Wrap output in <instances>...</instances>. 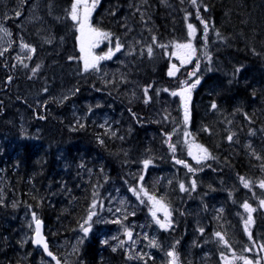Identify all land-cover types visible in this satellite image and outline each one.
<instances>
[{"label":"trees","instance_id":"1","mask_svg":"<svg viewBox=\"0 0 264 264\" xmlns=\"http://www.w3.org/2000/svg\"><path fill=\"white\" fill-rule=\"evenodd\" d=\"M14 1L10 4H15ZM72 1L40 0L42 19L39 22L25 25L20 31L11 24L14 32L19 31V38L35 48V52L30 53L31 59L18 60L14 47L0 55V264L22 262L15 249L33 250L30 243L22 244L18 238L21 213L34 212L49 228L73 234L78 231L93 200L100 199L107 190L110 179L151 190L153 184L148 175L155 171L149 170L147 175L143 171L142 181L140 172L132 174L135 167L142 165L140 160L146 147L158 148L162 153L163 158L153 157L150 164L154 170L156 166L159 168L158 175L160 170L169 173L173 169L188 189L195 181L192 193L179 189L171 192L172 186L178 184L176 180H172L169 188L158 180L156 190L146 189L155 196L165 191L167 202L172 200L174 207H180L178 216L191 212L195 205L201 210L208 229L213 231L212 240L207 238L209 248L205 260L191 264L225 263L220 254L225 257L229 251L235 254L234 264H243L239 257H247L253 264L261 260L264 264V250L260 248L264 245V207L260 206L264 188L259 187V182L264 180V0H196V4L191 0H148L147 14L144 13L141 20L148 21L150 32L141 22L138 25L143 39L151 44L153 54L149 57L144 48L133 57L139 98H129L126 86L118 87L119 83L97 77L91 70L83 73L77 32L68 15ZM130 2L132 0H101L95 22L103 30H117L127 19L124 11ZM26 7L22 5V10ZM129 17L138 22L139 16L130 14ZM202 20L208 25L207 33ZM189 24L195 29L191 41L196 55L186 65L173 60L179 71L169 76L170 64H173L157 43L165 44L175 35L186 37ZM49 30L57 36H65L61 49L56 46L57 40L48 42ZM153 36L156 43L152 42ZM37 65L39 68L33 74L32 69ZM193 71L196 75L189 76ZM196 79L200 82L191 92L189 122L185 125L184 117L172 123L162 120L164 107L161 105L165 103L167 89L180 88L181 81L195 82ZM70 84L74 85V96L59 104L47 97L55 89ZM142 87L147 89V103L145 93L140 90ZM86 95H97L108 104L101 110L110 111L114 106L115 110L123 111L127 122L124 130H120L122 141L110 140L105 129L94 123L84 127L70 125L71 120L65 117L68 107ZM168 99L172 102L174 98ZM213 103L216 109L211 107ZM172 111L180 115V111ZM22 127L23 133L19 131ZM153 132L159 133L157 138L152 136ZM185 132L207 148L212 158L199 164L195 162L187 154L188 146L182 138ZM35 133L40 135L37 137ZM229 135L232 140L228 139ZM166 140L176 146L175 162L185 161L196 171L188 173L184 164L171 165L170 160L166 161L165 155L171 154L163 148L168 145ZM117 144L127 156L120 154ZM63 153V162L68 163L60 173ZM81 153L92 159L94 165V175L85 177V181L77 175L76 158ZM129 159H137V162ZM102 169L108 172L106 181H102ZM240 177L251 182L249 188L243 186ZM60 180H66L63 187L75 194L72 199L57 198L61 193ZM209 197L211 200L219 197L223 210L219 217L210 212ZM141 199L144 203L141 202L140 213H145L150 203L142 193ZM245 202L255 209L250 225L251 240L242 232L240 224L248 218L243 207ZM64 203L66 205L60 207ZM235 209L239 211L236 217L232 213ZM130 216L131 213L128 218ZM216 232L225 235L230 248L219 244ZM168 235L167 230L157 235L160 246L150 253L149 264H169ZM88 246H94L93 252ZM245 248L252 250L244 251ZM175 251L178 264H190L181 247H176ZM81 256L90 259L92 264L100 260L105 264H125L130 260L122 249L113 253L99 250L97 239L83 246Z\"/></svg>","mask_w":264,"mask_h":264},{"label":"rangeland","instance_id":"2","mask_svg":"<svg viewBox=\"0 0 264 264\" xmlns=\"http://www.w3.org/2000/svg\"><path fill=\"white\" fill-rule=\"evenodd\" d=\"M10 1L11 0H0V27L6 29L7 32L9 33L6 35L3 31H0V52H5V49L8 50L14 47L16 49L15 50L16 54L18 55L16 57H20L21 59H28V56H26L30 54L28 50L26 49L21 50L20 48L21 41L23 40L19 38V31L22 30L25 25L36 24L42 19V15H40L41 13L40 8H39L40 6H38L40 0H29V2H26V0H15V1L12 0L14 1L15 4H10ZM100 2L101 0H99V3L96 5L95 9L92 11L91 17L89 18V24L94 29H98L102 32L111 33L112 36L109 37V39L99 40V41L94 39V41H90V38H93V37H91L87 33V31L85 32L83 36H81V33L78 31V25L71 20L77 32L76 38L78 39V37H80V39L77 40L80 46L79 48L81 49L82 42L86 48V53L82 54L81 63L84 65V56L88 52L91 53L92 57H95V56H102L105 53H107L110 47L115 49L116 38H119L120 43L123 45L121 50L119 52H114L111 59L99 61L98 71L95 69H89V70L95 73L97 77L107 78L110 80V82L119 83L118 87L126 86L130 91L129 98L131 97L134 98L135 96L139 98L138 97L139 92H137L139 86L134 77V72H133L135 71L133 67V63H135V59H133V57L135 55L140 54V52L144 48L147 49L148 46H151L150 43H148L146 40L143 39L144 35L142 33L141 26L138 25V23L141 22L140 24H144V26L148 29V31L150 30L148 21L144 20V23H143V21L141 20L142 18H144V13L147 14L146 5L148 4V0H132V2H130L129 5L127 4L128 6L125 8V11H124L127 19L125 20V22L121 23V25L118 27L117 30H115L116 32L115 31L110 32V31L103 30L95 22L94 16H95L96 10L99 8ZM72 3L73 1L71 2L69 6V12L71 11ZM22 5L27 6L25 10H22ZM17 11L20 12L19 16L16 15ZM130 14L139 16L137 17L138 19L137 23L131 17H129ZM18 19L20 20V22L16 21ZM12 23L15 24L16 28L19 29V31L17 30L16 32L13 31V28L11 25ZM47 34H48L50 42L57 40L56 46L60 47L59 49L63 47L64 45L63 41L65 40V36H59V35L57 36L54 32H52V30H49ZM192 38L193 36L189 37V35H187L186 37H183V36L180 37L179 35H175L172 38H169L167 43L165 44L157 43V44H159V46L160 45L166 46V47H163L165 54L167 53V55L170 57L169 61L172 64L176 65V63H173V60L175 62H178L179 64H181V61L180 59H178L177 56L171 55L172 51H179L175 49L174 45L175 44H186L189 41H191ZM156 42L157 40L155 41V43ZM24 43H27V42H24ZM191 43L193 45L192 41ZM90 44H93L92 47H89ZM83 71H84L83 72L84 74H87L88 72L85 70ZM136 71L139 72L138 69ZM179 87L180 88L177 87V88L167 89L168 93L167 95L164 96L165 103L161 105V108L164 107L163 108L164 115H162V120L166 119L168 123H172L176 119L183 120L182 117H184L182 114L183 107L181 106L182 101H181L180 96L178 95L173 96L171 94L174 91H179L181 87H183V85L181 84ZM140 90L142 91V93H145V90L143 87ZM74 93H75V88L73 84L63 85L61 88H57L54 91H52V93L48 94L47 97L53 98L57 102V104H59L62 101L66 100L65 97L69 98V97L74 96ZM168 98H174V99L172 102H169ZM107 106L108 104L104 103L103 99H101L97 95L93 97H88V95H86V97H81L80 100L73 101L70 107H68V111L65 117L71 120L70 125L73 127L77 125H80V126L83 125L84 127V126L94 123L97 126L105 129L106 133L109 135L110 140L120 142L123 139V137L121 136L120 130H124L125 122H127V117L123 114V111L115 110L114 106H113V109L110 111L101 110L102 107H107ZM172 110L180 111V115L176 114V112H173ZM122 116L123 118H121ZM19 131L23 133V127ZM35 134L37 135V137L40 135L39 133H35ZM151 134L152 136L154 134V138H157L159 133L153 132ZM182 138L185 141L186 145L187 146L192 145L193 149L195 148L194 147L195 145H200L196 141H194L191 133L189 136L186 137L184 135ZM169 143L170 142H168V148L166 145L162 144L164 150L166 151L169 150ZM116 148L119 150L120 154L127 156L125 153H123V148L120 147L119 144L116 145ZM152 150L153 149H151V147H146V153L145 154L143 153L144 155H142V159L140 160V162H142V165L136 167V169L140 171L141 173L140 175L144 174V172L142 173L143 170L145 171L146 175L148 174L149 170L155 171L153 174L150 175L151 182L153 184L152 189L150 190L146 188L150 191H154L157 189L156 185L159 183L158 180L161 179V177H159L158 175L156 176V170H159L157 166H156V169L154 170L152 167H150V165L147 167V169H145L143 165L144 160L150 159L151 161H153V157L156 160H159L158 156L154 155ZM195 150L197 151V154H198V150L196 148ZM170 153L171 154L165 155L166 161L170 160V155L173 156V152L171 151ZM78 155L76 158V168H78V170L76 169L77 175H79L81 180L85 181V177L90 178L94 175V165H92L91 163L92 159L87 158L84 153H81L79 156ZM129 160H132L130 161L132 163L137 162V159L136 160L129 159ZM100 167L102 166L100 165ZM100 173L102 174L101 176L102 181H106V179H108V172L105 169H102ZM133 175H135V168L133 169ZM167 176L169 177L167 178L166 176L162 177L163 180L165 179L163 181L165 186L167 185L168 182H170L171 176L174 177V180L178 181V184H174L172 186L171 188L172 190L174 189L180 190L181 183L185 185V183L182 180H180L174 173H169ZM110 180L111 182L109 183L107 190L104 193H102V197L100 199H94L98 204V207L95 209L97 215L94 216L92 221L90 222L91 228H90L88 235L85 237L83 231L82 233H79L77 235V238L71 243L72 244V248L70 249L71 255L73 256L74 254L78 255L77 251L76 252L73 251V248L75 247L76 249H79L81 245L86 242V239L87 241H89L91 240L92 236H94L98 240L97 245H98L99 250L103 251L105 249L104 245H106L110 240H112L114 242V246L112 247V249L115 248L117 249L116 251L122 249L124 250V252L127 254L128 257L130 256L132 257L130 258L129 264H141L140 263L141 256L143 257L142 259H145L147 256L150 255L152 251L158 248V247H151L149 244V241L152 239H155L156 242L160 244V242L158 241L159 239H157V235H158L157 229H154V232L152 231V228H154L157 224L154 222L152 215L149 211L151 205L147 209V212L149 213V215L145 217V219H148L149 224L145 226V223H143L142 226L139 225L138 227H136V225L138 224L137 221L132 220L131 222H129V220L131 219L128 218V214L131 213V215L136 216L135 214H139V212H141V200H142L141 196L138 199L137 195H135L132 191L129 190L130 188H133V187L123 185L119 181L117 182L116 179L114 178ZM185 188L187 189L186 191H184L185 193H187L188 190H190L189 191L190 193L193 192L192 185L190 189H188L186 185H185ZM156 197L157 199L163 198L164 202L167 203L168 205V202L166 201L167 194L165 191H161V194ZM207 199L211 201L210 197ZM219 203H220V200L218 197L213 201L212 206H211V211H210V212H213L212 215L214 213L217 215L219 214L218 217L223 212ZM101 204H102V207L99 206ZM65 205L66 204L64 203L60 205V207L65 206ZM206 205L209 206L210 204L206 202ZM118 208L121 209V211L117 212L116 209ZM195 209L197 210V213L201 212L197 207H195ZM232 213L236 217L237 214H239V211L238 209H235V212L232 211ZM157 214H161V213H157ZM87 216H88V213L83 219L81 224L84 223ZM149 216H151V221H150ZM118 219L121 221V223L113 222ZM18 220L20 221V224H21V226H18V229H19L18 238H20L21 243H24L31 239V235L33 233V226L31 224V218L28 212H26V213H21L19 215ZM227 221L229 223V219H227ZM240 224L242 226V232L248 235L244 231L245 221L244 220L241 221ZM156 227L159 228L158 225ZM125 228L129 229L132 232L131 241L125 239L126 238V235L124 233ZM144 228L147 230L144 231L143 230ZM80 231H81V227H80ZM145 236H147L148 239H145ZM80 240H82L83 242L78 243ZM103 241H107V243H103ZM121 241H124V244L122 247L119 246ZM133 241L135 243H133ZM219 244L221 243L219 242ZM142 247L146 249L147 251L145 254L141 250ZM23 250L25 249L23 248ZM229 254L226 255L225 257H227L228 260L231 261V264H234L235 258L232 255L231 251H229ZM221 256L222 255L220 254V257ZM169 260L170 258L168 257V261ZM221 260L223 261L222 257H221ZM142 264H149V263H147V261L144 260L142 261ZM220 264H225V263L220 262Z\"/></svg>","mask_w":264,"mask_h":264},{"label":"snow or ice","instance_id":"3","mask_svg":"<svg viewBox=\"0 0 264 264\" xmlns=\"http://www.w3.org/2000/svg\"><path fill=\"white\" fill-rule=\"evenodd\" d=\"M191 2L193 4H196V0H191ZM98 3H99V0H73V3L71 5V11L68 13L71 20L78 25V31L81 33V36H83L85 34V32L87 31V33L97 41L106 40L112 36L111 33L102 32L98 29H94L89 24V18L91 17V13L95 9V7ZM16 15L19 16L20 12L17 11ZM201 23H204V31H205V33H207V31H208L207 23H205L203 20L201 21ZM188 28H189V37H192L195 33V29L193 28V26L191 24L188 25ZM0 31H3L6 35L9 34L7 32V30L2 28V27H0ZM217 35H219V33ZM78 39H80V37H78ZM155 41H156V37L153 36V42L155 43ZM48 42H50V41H48ZM91 46L92 45H89V47H91ZM122 47H123V45L120 43L119 38H116L115 49L110 47L108 52L105 53L104 55L92 57L91 53L88 52L84 56V70L88 71L89 69H95L98 71L99 70V68H98L99 61L111 59L114 52H119ZM160 47H166V46L160 45ZM174 47H175V49H177L179 51H172L171 55L177 56L178 59H180L182 65L190 63L193 56L196 55V49L193 47L191 41H189L186 44H175ZM20 48H21V50H25V49L28 50L29 53L35 52V48H33L31 45H29L27 43H24L23 41H21ZM6 50L7 49H5V51ZM80 50H81L82 54L86 53V48H85L83 42L81 43V49ZM147 52H148L149 56H151L153 54V49L151 46H148ZM0 55H3V53L0 52ZM205 55L207 56L208 59H210L209 54L205 53ZM28 58L31 59V56L29 55ZM17 59L20 60L19 57H17ZM70 59H71V57H70ZM196 65H197V70H198L199 69V61L198 60L196 62ZM24 67H27V65L25 64ZM38 68H39V65H37L35 68L32 69L33 74L36 73ZM178 71H179V69L177 68V66L175 64H173V65H171V67L168 71V75L169 76H175ZM237 71H239V69H237ZM194 75H196L195 71L189 73V76H194ZM9 80H11V77H9ZM199 82H200L199 79H196L195 82L181 81V84L183 85V87H181V89L179 91H174L171 93L173 96H177V95L180 96L181 101L183 102V108H184V118L183 119H184L185 125L189 122V119H190L189 102L191 100V92H192V89H194ZM45 91H47V89H45ZM145 95H146L145 103H147L148 102V100H147V89H145ZM65 99H67V97H65ZM211 107L213 109H216L217 105L215 103H213ZM81 127H83V125H81ZM189 135H190V133L185 132L186 137ZM232 138H233L232 135L228 136L229 140H232ZM169 140H170V137H169ZM100 142L103 143V141H100ZM165 142L168 143V140H166ZM194 147L198 150V154H194L192 145L189 146V153L188 154L190 156H192L193 159H195L198 164L203 160H207V159L212 158L210 156L207 148H204L202 145H195ZM169 149H170V151H172L174 153L176 150V146L169 143ZM151 163H152V161L150 159L144 160L143 161L144 168L147 169V167ZM176 163L177 164H184V166L187 167L190 172L196 171V169H193L191 166L186 164L185 161L176 160ZM140 179H141V181L144 179L143 175L140 176ZM240 180L243 183V186L245 188L250 187V184H251L250 181H248L244 177H240ZM195 187H196L195 181H192V188L194 189ZM259 187L264 188V180H261L259 182ZM129 190L132 191L135 195H137L138 199L140 198L141 193L143 194V196L147 197V201L151 205L149 211L152 215L154 222L159 226V228L164 229V230H168L172 226V220H171L172 213L169 210L167 203L164 202L163 198L157 199V197L155 195L149 194L147 192V190L143 188L142 185L139 187V189L130 188ZM180 190L181 191L187 190L183 183L180 184ZM94 195H95V193H94ZM141 202L144 203L143 200H141ZM99 206L102 207V204ZM260 206L264 207V200H260ZM97 207H98L97 202L95 200H93L92 204L90 205V210L88 212V216H87L86 220L84 221V223L81 224V226H80L85 237L88 235V233L90 231V228H91L90 222L92 221L93 217L97 215V213L95 211V209ZM243 207L248 212V218L245 221L244 231L248 234L249 240H251L252 235H251V232L249 229H250V225L253 223L252 213L255 211V209L251 208V206L247 202H245L243 204ZM116 211L119 212V211H121V209L118 208V209H116ZM157 213H163V219L159 218ZM125 219H126V217H125ZM33 220L35 222V238L32 240V243L36 244V245H42L44 252L47 253V255L49 257H51V259L53 261H55V264H61V261L55 255H53V253L49 250L48 244L45 241L43 235L41 234V221L36 217L35 213H33ZM113 222L114 223H121V221L119 219L115 220ZM200 231L203 232V229L201 228ZM124 233H125L126 237L128 238V240H132V232L129 229L125 228ZM214 235L218 238L220 243H222L225 247L230 248L228 241L225 239V235H223L220 232H216ZM145 239H148V237L145 236ZM82 242L83 241L80 240L78 243H82ZM103 243H107V241H103ZM133 243H135V242L133 241ZM123 244H124V241H121L119 246L122 247ZM149 244L151 247H159L160 246L156 242L155 239L150 240ZM253 247H255V245H253ZM260 248L262 250H264V245H260ZM115 250L116 249L114 248L113 251H115ZM251 250H252V248H245L244 249V251H251ZM73 251L76 252L77 249L74 247ZM137 255H139V254H137ZM167 255L170 258L169 264H176L177 253L175 251V245H173L172 249L168 251ZM221 255L225 261V264H231V261L228 260L227 257H224L223 253ZM233 255L235 256V254H233ZM129 258H132V257L130 256ZM140 258L142 259L143 257L141 256ZM239 259L243 260V264H253V262L251 260H249L247 257H239ZM255 264H262V262H261V260H256Z\"/></svg>","mask_w":264,"mask_h":264},{"label":"flooded vegetation","instance_id":"4","mask_svg":"<svg viewBox=\"0 0 264 264\" xmlns=\"http://www.w3.org/2000/svg\"><path fill=\"white\" fill-rule=\"evenodd\" d=\"M26 2H29V0H26ZM90 41H94V38H90ZM181 106L183 107V102H182ZM182 112H183L182 114L184 116V108H183ZM167 147H168V145H167ZM169 151H170V149H169ZM193 152H194V154H197V151L195 150V148L193 149ZM188 153H189V146H188ZM153 154L157 155L158 157L161 156V158H163V156H162V154L158 148L157 149L154 148ZM174 154H175V152L173 153V156L170 155L171 165H173V163H176L174 160V158H175ZM61 156H62V161L59 164L60 173L62 172V169H65L64 164L68 163V161L63 162L64 157H65L64 154H62ZM194 161L196 162L195 159H194ZM150 167H152V166L150 165ZM184 168H185V171H188L187 167H184ZM139 172L140 171H138L135 167V174H138ZM169 173H174L173 169H171ZM169 173L168 172L163 173L162 170H160L159 175L156 173V176L158 175L159 177H161L160 181L163 185H164L163 181L165 179L163 180L162 177H164V176H166V178L169 177V176H167ZM188 173H190V171H188ZM148 176L150 177V175H148ZM149 179H151V178H149ZM172 180H174L173 177L170 178V182H168L166 186L164 185V187L165 188L171 187L172 186ZM65 181L66 180H60L58 182V187L61 190V193L58 194V196H57L58 199L59 198L60 199L61 198L72 199V197L75 196V194H73L72 191H68L69 190L68 187H63V185L66 183ZM171 192H173V190H171ZM193 203H195V202H193ZM173 205L174 204H173L172 200L171 201L168 200V207L172 213V216H171L172 226L167 230L169 233L168 238H167V242H168V246L170 247V250L172 249L173 245H175V248L181 247L182 250L184 251L185 255L187 256L186 261H190V264L193 262L204 261L206 258V255L208 253V248H209V247L207 248V238L209 237L210 240H212L211 234L213 231L208 229L209 227L207 226V224L205 222L206 220H205L204 216L202 215V213L201 212L197 213V210L195 209V207H197L196 205L193 207V210L191 212L189 211V213L184 214L182 216L177 215V212H179V215H180V207L178 209V207H174ZM176 206H178V204H176ZM148 215H149V213L147 211L145 213L136 214V216L132 215L129 217V219H131V220H129V222H131L132 220H136L138 223L136 225V227H138L139 225L142 226L143 223H145V226H146L149 224L148 219H145V217ZM157 215L159 218L163 219V213L157 214ZM149 217H150V221H151V216H149ZM156 226L154 228H152L153 232H154V229H157L158 234L161 233V231H164V229L158 228ZM201 228L203 229V232L200 231ZM143 230L146 231L147 229L144 228ZM59 232L60 233H58L56 231V229L52 228L51 226L49 228L48 226L45 225L44 234H45L46 239H47L49 250L53 253V255H55L61 261V264H92L90 259L88 261L86 258L82 257L81 254L80 255L74 254V256L71 255V251H70V249L72 248L71 243H72V241H74L77 238V235L79 233H82V230L74 232L73 234H70L69 232H66L65 234H63L62 230H59ZM92 239L95 242L97 238L92 236L91 240ZM125 239L128 240L127 237ZM91 240L87 241V239H86V242L83 243L79 249H77V253L79 254V251H82L83 246L90 243ZM30 244H31V248L33 250L28 249L29 250L28 251L27 249H25L24 251H22L17 256L19 258V260H22V262H24L21 264H55V261H53L51 259V257H49V258H48V256L46 257V254L42 250H40L39 248H35L32 245V243H30ZM104 246H105L104 250H107L110 253L114 252L112 249V247L114 246V242L112 240H110ZM93 247L94 246H88V249L90 252H93V250H94ZM129 263H130V261L125 262V264H129ZM140 263L142 264V262H140ZM9 264H12V263H9ZM13 264H16V263H13ZM98 264H105V263L101 262V260H100V263H98ZM176 264H178V262H176Z\"/></svg>","mask_w":264,"mask_h":264},{"label":"water","instance_id":"5","mask_svg":"<svg viewBox=\"0 0 264 264\" xmlns=\"http://www.w3.org/2000/svg\"><path fill=\"white\" fill-rule=\"evenodd\" d=\"M32 224H33V228H34V231H33V234H32V240L35 238V222H34V220H33V213H32ZM37 217V216H36ZM40 220V219H39ZM41 221V220H40ZM41 234L43 235V237H44V239H45V241L47 242V239H46V236H45V234H44V230H43V222L41 221ZM48 244V243H47ZM32 245L34 246V247H38V248H40L43 252H44V249H43V246L42 245H36V244H33L32 243ZM45 253V252H44ZM46 254V256H48L47 255V253H45ZM49 257V256H48Z\"/></svg>","mask_w":264,"mask_h":264},{"label":"bare ground","instance_id":"6","mask_svg":"<svg viewBox=\"0 0 264 264\" xmlns=\"http://www.w3.org/2000/svg\"><path fill=\"white\" fill-rule=\"evenodd\" d=\"M61 151V150H60ZM64 151V150H63ZM64 154V153H63ZM34 248V247H33Z\"/></svg>","mask_w":264,"mask_h":264}]
</instances>
